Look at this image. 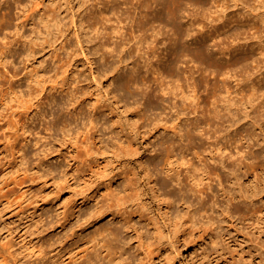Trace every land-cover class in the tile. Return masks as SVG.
Instances as JSON below:
<instances>
[{"label":"rangeland","instance_id":"1","mask_svg":"<svg viewBox=\"0 0 264 264\" xmlns=\"http://www.w3.org/2000/svg\"><path fill=\"white\" fill-rule=\"evenodd\" d=\"M122 1L124 6H133V15L138 19L149 13V0ZM42 2L47 3L48 8L59 6L63 16L69 14L67 22L73 11L78 13L86 10L83 13L86 20L97 22L96 25L101 27L102 32L98 34V31H93L88 43L85 40L88 37H83L85 56L81 49L76 50L78 45L75 28L71 22L63 23L66 30L64 38L47 46L34 61L21 62L18 59L16 67L20 75L16 79L22 77L17 84L23 89L25 98L10 100L0 107V264H38L39 261L44 264H231L236 231L227 206L231 190L229 181L215 179L205 197H199L185 187L181 189L178 179L168 175L161 163L164 140L178 139V135L164 130L153 137L148 133L145 136L141 133L145 130L144 125L148 126L150 122L148 117L171 121L176 117L177 110L185 112L182 101L177 99V106L174 107L171 106L173 102L168 95L162 100L151 97L144 88L135 89L124 85L128 78L139 75V71H134L133 66L138 62L146 63L147 57L140 56L137 51L121 52L128 63L121 67L115 79L104 76L103 82L99 83L93 78V71L98 75L119 61L120 49L105 57L102 56L104 48L101 46L106 39H120L113 29L120 23V0H89L86 4L85 0H41ZM245 4L253 10H247ZM212 5L218 11L210 18L203 10L196 8L197 13L202 11L200 13L203 15L195 13L198 26L194 27L195 31L198 29L200 33H210L214 28L212 25H215L212 20L218 13L227 14V17L234 15L233 19L239 14L246 15L239 16L241 20L248 16V19L251 18L247 19L249 22L235 19L229 24L230 27L225 28V32L222 31L224 37L226 32L232 33V30L235 32L239 29L241 36L226 38L222 48L218 49L217 57H230L231 53L227 52H232L231 49L236 47L264 49V29L255 34L254 30H250L251 34L247 25L259 21L258 17H254V12L264 11V0H243L239 6L235 5L234 0H215ZM100 8L105 12L102 13ZM3 11L0 9V13ZM13 17L15 19L16 15L13 14ZM186 18L183 19L187 20ZM215 23L222 24L224 19ZM259 23L264 27V22ZM28 26L24 31L30 35ZM77 28L82 33L81 27ZM42 30L46 31V28L43 27ZM31 37H35L34 34ZM44 37H47L46 34L37 41L41 42ZM113 41L111 47L114 49L117 43ZM108 49L111 50L107 47L106 52ZM255 55L258 63H240L231 77L226 79L231 96L236 99L241 111L247 109L245 103H249L251 82L264 76V55L260 56L258 52ZM60 57L74 59L72 79L76 82L71 84V79L67 87L84 100V117L91 115L90 109L93 105L96 106L94 117L97 118L99 130L92 123L83 124L84 118L80 117L78 120L76 112L75 116L69 115L70 121H63L53 128L47 127L48 119L52 120L59 114L66 113L69 96L67 91L54 93L56 101L51 103L53 94L47 90L39 107L23 101L39 80L52 73L53 62H58ZM152 61H157V57ZM145 70L146 67L140 71ZM147 74L155 75L152 71ZM0 79L6 81V78ZM109 84H112L115 92L106 95ZM205 87L202 88L204 94L207 97L208 93V97L212 98L210 90ZM113 94L121 95L123 102L127 104H137L140 101L144 105L143 113L138 115V124H135L132 117L128 118L132 115L126 114ZM1 98L2 91L0 101ZM262 99L260 96L255 102H261ZM248 111L257 124L243 120L238 125L229 127L231 133L221 137L220 141L237 137L239 145L254 146L253 149L259 154L258 159H264V107L257 109L253 105ZM186 114L191 118L196 116L190 110ZM186 121L187 118L184 117V126ZM122 138L130 139L129 148H122ZM23 145L25 158L21 151ZM148 148L151 150L145 157V162L154 174L155 182L152 184L144 173L139 160L140 154L137 153V150L144 153ZM231 149L237 158V149ZM218 156L215 155L216 159ZM227 162L230 160H226ZM124 184H130L131 188L122 195L119 192L123 190ZM155 184L163 196H170L174 200L170 210L157 198L153 191ZM260 186L264 188V179ZM82 194L88 197L87 202L82 203ZM184 195L187 199L185 203L182 200ZM121 196L125 197L120 201ZM201 200L207 201L206 207L201 208ZM116 202H121L125 219L110 215L111 205ZM97 206L100 210H106L99 219L90 214ZM116 213L118 211L112 215ZM171 232L175 245L169 239ZM162 234L163 239L159 241ZM40 246L44 248L41 258L36 251Z\"/></svg>","mask_w":264,"mask_h":264},{"label":"bare ground","instance_id":"2","mask_svg":"<svg viewBox=\"0 0 264 264\" xmlns=\"http://www.w3.org/2000/svg\"><path fill=\"white\" fill-rule=\"evenodd\" d=\"M149 1L151 2L148 6L150 8L149 13L138 19L133 15V6L129 4L124 6V2L120 0V23L113 28L120 39L117 40L116 38L114 41L106 39L101 46L104 50L107 47L112 50L109 51L108 49L107 52L102 50V56L105 57H108L110 52L113 54L114 51L120 49L119 61L110 68L111 70L101 71L98 75L93 71V78L99 83L103 82L102 78L104 76L115 79L121 67L126 66L128 63V59L121 53L125 50L131 53L137 51L140 56L147 57L145 64L138 62L137 65L133 66L134 71H139V75L128 78L127 81H124V85L130 88L135 87V89L144 88L148 95L162 100L168 95L173 102L171 106L174 107L177 106V99H179L182 101L181 105L184 108L182 109L190 110L196 116L191 118L192 116L186 114V111L177 110L176 117L171 121L158 117H148L150 122L148 126L144 125L145 130L141 131L142 135L145 136L148 133L153 137L160 130L178 135L180 139L167 138L164 140V156L161 163L168 175L178 179L181 183V189L185 187L197 196L205 197L209 189L212 188L215 179H220L221 182L226 179L229 181L231 190L227 199V206L236 231L233 240L234 248L231 264H264V188L260 186V182L264 179V159H258L259 154L253 149L254 146L239 145V138L237 137L220 141L221 137L228 136L231 133L229 127H234L243 120H250L254 125L257 124L248 110L253 105H256L257 109L264 107V76L251 82L249 103H245L247 108L245 111H241L240 107H237L238 102L231 96L229 86L226 85V79L231 77V74L240 63L246 61H250L251 64L258 63L255 54L258 52V55L263 56L264 49L255 50L254 47H236L231 49L232 52H229V49L228 52L226 51L231 53L230 57H217L218 49L222 48V43L226 38L234 35V38L241 36V32L239 34L238 31L239 27L235 28L238 29L235 32L230 29L232 33L226 32L224 37L222 31L225 32V28L235 19L236 21L246 22L249 16L242 18L245 20H241L240 18L246 15L239 14L240 18L237 16L233 19L234 15L227 17V14L218 13L212 19L217 20L215 22L224 19V23L216 24L211 19L212 24L215 25H212L214 28L210 30V33L204 31L200 33L198 29L195 31L194 27L197 26L194 18L195 13L200 9L210 18L218 11L212 5L215 0ZM88 2L89 0H85L84 4ZM126 2L128 3V1ZM234 2L235 5L239 6L243 0H234ZM244 6L247 10H253L246 4ZM0 9L4 10L0 13V78H6L4 82L0 79V92L2 91L0 107L8 104L10 100L24 97L23 89L17 84L22 77L16 79L20 75L18 73L19 69L16 67L18 61L36 60L37 56L41 55V52L47 46H51L52 43L55 44L61 37L66 35L63 23L68 24L71 22L76 31L78 45L76 50L81 49L85 56L87 55L84 49L83 37H88V39H85L88 43L91 40L93 31H98V34L102 32L101 27L96 25L97 22L86 20L83 14L86 10L83 12L78 11V13L76 10L73 11L69 18L70 21L67 22L69 14L63 16L59 6L48 8V4L41 3V0H0ZM192 10H194V13ZM100 11L105 12L101 8ZM200 12L198 13L202 16L203 13ZM13 14L16 15L15 19ZM254 17H258L259 21H250L251 23L247 25L248 30H254L253 33L255 34L264 29L259 23L264 22V11L254 12ZM27 26L30 35L27 34V31H24ZM43 27L46 28V31L42 30ZM77 27H81L82 33L78 32ZM138 31L139 33H137ZM32 34L35 37H31ZM44 34L47 37L38 42L37 39L44 36ZM111 41L117 43L114 49L111 47ZM56 48H54V51ZM69 53L72 55L71 51ZM154 57H157V61H152ZM87 59L90 60L89 57ZM90 61L92 62V60ZM73 62L74 59L68 57H60L58 62L54 61V66L51 69L52 73L39 80L38 84L29 93L28 98L23 101L25 103L31 102V105L39 107L47 90L51 91L50 94H53L50 98L51 103L56 101L55 94L57 92L67 91L66 93L69 96L66 101V113L59 114L55 119H48L47 127L53 128L56 125H61L63 121H70L69 115L76 112L78 120L80 117L84 118L83 124L92 123L99 130L97 118L94 117L96 106L93 105V108L90 109L93 115L89 114L84 117L82 108L84 100L78 93H74L73 90L67 87L73 77L75 65ZM144 67H146V73L140 71ZM150 71L155 75L147 74ZM37 73L39 74V71ZM74 82L76 81L72 79L71 84H74ZM4 83H6L5 87H3ZM203 84L210 90L209 93L213 96L212 98L208 97V93L207 97L204 94L202 88L205 85L202 87ZM111 85L109 84L106 88V95L115 92ZM260 96L261 99L263 98L261 102H255ZM113 97L121 107H124L126 114L132 115L128 118L132 117L136 122L135 124H138V121H140L138 115L143 113L144 105L140 104V101H135L137 104H127L123 102L121 95L113 94ZM71 116L73 117V115ZM184 117L187 118L185 126L182 124ZM123 139L120 140L122 148H129L131 145L130 139ZM24 147L25 145L22 146L21 151L24 150ZM232 147L237 149V158L235 157L236 153L231 149ZM149 148L144 153L137 150V153L140 154L139 160L144 173L152 184L155 182L154 174L145 162V157L150 154L151 149ZM215 155H219L218 159ZM22 156L25 158V151H23ZM226 160H230V162L226 163ZM157 187V185L153 186V191H155L162 204L165 205V208L170 210L174 200L170 196H163ZM130 188V184H124L123 190H120L119 193H128ZM82 196V203L87 202L88 197L83 194ZM124 197L121 196L120 201ZM182 200L183 203L187 202L185 195ZM206 205L207 201L201 200V208L206 207ZM115 211H118V213L112 215ZM105 212L106 210H100L97 206L90 214L99 219L102 218L101 215ZM124 213L125 210H122L121 202L111 205V216H119L125 219ZM162 239L163 234L159 241H162ZM169 239L175 245L172 232L169 234ZM176 250L178 249L176 248ZM36 251L39 258H41L44 248L40 246ZM83 252L84 250L80 254L82 255ZM38 264H44V262L39 261Z\"/></svg>","mask_w":264,"mask_h":264}]
</instances>
